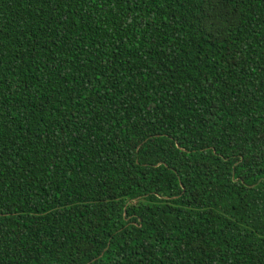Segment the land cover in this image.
I'll return each instance as SVG.
<instances>
[{"label": "trees", "instance_id": "obj_1", "mask_svg": "<svg viewBox=\"0 0 264 264\" xmlns=\"http://www.w3.org/2000/svg\"><path fill=\"white\" fill-rule=\"evenodd\" d=\"M0 264H264V0H0Z\"/></svg>", "mask_w": 264, "mask_h": 264}]
</instances>
